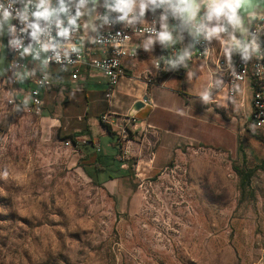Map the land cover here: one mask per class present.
Here are the masks:
<instances>
[{"label":"rangeland","instance_id":"374dc122","mask_svg":"<svg viewBox=\"0 0 264 264\" xmlns=\"http://www.w3.org/2000/svg\"><path fill=\"white\" fill-rule=\"evenodd\" d=\"M3 37L0 174L8 175H0V264L257 263L264 253V129L246 124L244 83V102L225 113L242 124L237 147L182 148L165 169L135 182V209L126 213L65 143L78 80L56 83L43 110L33 112L6 77ZM235 169L249 172L245 184Z\"/></svg>","mask_w":264,"mask_h":264},{"label":"crops","instance_id":"0c3cea01","mask_svg":"<svg viewBox=\"0 0 264 264\" xmlns=\"http://www.w3.org/2000/svg\"><path fill=\"white\" fill-rule=\"evenodd\" d=\"M156 47L123 58L125 75L108 99L103 95L105 78L99 70L81 66L74 78L67 71L60 73L61 83L78 80L70 90L72 100L67 101V94L60 100L61 106L68 102L74 109L70 120L65 123L62 119L61 124H66L68 135L81 141H74L76 160L102 189L118 198L121 211L126 213L134 212L137 180L166 168L182 148L199 145L234 149L242 125L239 117L230 114L227 118L225 114L230 109L238 111L240 87L237 99L205 102L201 95L208 74L200 61L187 64L179 76L165 75L155 84L148 83L145 71L152 70ZM19 81L23 87V81ZM242 83L249 90L248 80ZM57 88L42 92V110L48 93ZM138 99H143L142 106L128 114ZM102 113L107 128L98 119Z\"/></svg>","mask_w":264,"mask_h":264},{"label":"built area","instance_id":"2783aa9c","mask_svg":"<svg viewBox=\"0 0 264 264\" xmlns=\"http://www.w3.org/2000/svg\"><path fill=\"white\" fill-rule=\"evenodd\" d=\"M105 11L102 8L99 15H103ZM162 11V9L156 10L155 13L146 11L143 23H138L135 27H126L123 22L105 25L97 19L96 26L98 30L93 35L96 42L90 43L89 51L85 53L82 50L81 39L84 33L80 27L78 34L71 40V43L78 50L71 52L67 58L64 57L61 50L59 59L52 58L53 53L51 50L47 52L40 50L39 44L32 42L30 37L26 36L24 37L23 46L14 48L10 44L13 37L8 32L6 25L3 37L7 50L6 77L12 84L20 85L19 80L23 81V87H20L24 92L25 100H22V104L31 108L35 113L42 111V92L55 86L60 80L59 71L65 69L72 78L77 76L81 66L99 70L105 78L103 95L108 99L111 97L118 81L125 75L123 58H133L142 52V44L150 35L145 29L155 26L157 31L161 30L159 21ZM116 15L118 14H112L113 17ZM9 23L19 28L18 21L11 20ZM79 23L81 24V22ZM168 24L176 38V42L167 46L156 43L155 55L151 61L152 70L146 69L145 71V79L150 84H155L160 77L165 75L179 76L185 69V66L181 65L178 70H167L170 67L167 61L182 54L177 40L175 19L170 17ZM190 30L192 51L190 52V58L185 61V65L193 61H200L206 68L208 80L204 93L206 90L209 93L208 102L218 103L220 98H224L227 102L237 99V90L241 83L248 80L249 112L247 113L248 120L246 124L256 130L264 129V18L250 16L247 35L241 43L251 44L255 37L258 49L247 61L242 58L241 49L234 47L224 34H221L219 39L212 38L208 40L203 34H197L191 25ZM53 35L55 36V33ZM29 43H32L33 47L40 51L39 59H35L33 54L23 52V48L27 47ZM227 48H232V51H225ZM45 61H47L46 66ZM51 65L55 66L56 70L51 68ZM203 94L201 95L202 99ZM18 100L20 101V98ZM8 101H12V99L9 98ZM241 102L242 98L239 96L238 105ZM100 119L103 122L106 121L105 113L100 115ZM65 143L74 146L71 139H67ZM256 264H264V253L258 256Z\"/></svg>","mask_w":264,"mask_h":264},{"label":"clouds","instance_id":"9594fccd","mask_svg":"<svg viewBox=\"0 0 264 264\" xmlns=\"http://www.w3.org/2000/svg\"><path fill=\"white\" fill-rule=\"evenodd\" d=\"M260 5L261 0H0V34L7 25V30L13 37L10 44L14 48L22 47L26 36L39 44L40 50H51L52 58L59 59L61 50L67 58L71 52L78 50L71 40L78 34L81 18L90 13H97L98 8L105 9V13H97L83 24V27L90 29L92 33L98 30L93 20H101L105 25L123 22L126 27H135L138 23H143L146 11L155 13L156 10L162 9L159 21L161 30L157 31L155 26L145 29L150 33L142 44L146 52L154 51L157 42L161 46L176 42L168 24L171 17L190 24L197 34H203L208 40L219 39L221 34H224L234 47L241 49L242 58L247 61L258 49L255 37L251 44L241 43L235 39V33H247L245 17L255 14L249 10H254ZM242 12L245 15H242ZM113 13L118 15L113 17ZM261 18H264V15ZM11 20L18 21L19 28L10 24ZM87 39L96 42L92 36ZM225 51L231 52L232 48ZM23 52L33 54L35 59L40 58V51L35 49L32 43L24 47ZM188 58L190 53L185 49L178 57L167 61L170 66L167 70L175 71L181 65L186 66L185 61ZM44 63L46 66L47 61ZM209 98L206 90L203 99L208 102ZM0 175L6 177L8 173L5 171Z\"/></svg>","mask_w":264,"mask_h":264},{"label":"water","instance_id":"95a60500","mask_svg":"<svg viewBox=\"0 0 264 264\" xmlns=\"http://www.w3.org/2000/svg\"><path fill=\"white\" fill-rule=\"evenodd\" d=\"M89 7L91 8V5H89ZM102 8H98L97 9V13L99 14ZM249 11H254L255 14L250 15V16H262L264 15V0H261V5L257 6L254 10L250 9ZM97 13H90L89 15H86L85 17L81 18V28L82 31L84 33L83 38L81 39V46H82V50L87 53L89 51L90 48V43L91 41L87 39L88 36H92L94 35V33H92L90 31V29H85L83 27V24L87 23L89 21V19L93 16H95ZM242 15H245L242 12ZM250 16H246L245 17V28L248 31V27H249V21H250ZM97 20H93V23H97ZM175 28H176V32H177V40L181 49V52L183 53V51L185 49H187L189 51V53L192 51V46L190 45V36H191V30H190V24H185L182 23L179 20H175ZM246 34H241L239 31H237L235 33V39L236 40H240L243 41L246 37ZM143 104L141 99L135 100L130 108L128 109V114H132L135 110H137L139 107H141Z\"/></svg>","mask_w":264,"mask_h":264},{"label":"trees","instance_id":"16d2710c","mask_svg":"<svg viewBox=\"0 0 264 264\" xmlns=\"http://www.w3.org/2000/svg\"><path fill=\"white\" fill-rule=\"evenodd\" d=\"M98 119H99L100 123H101L104 127H106V128L108 127V125H107L105 122H103V121L100 119V117H98ZM66 135H68V134H66ZM69 136H70V138H71L72 141H75V140L71 137V135H69ZM235 172H236V174H238L239 177H240V181H239L240 185L245 184L246 181H247V178H248V176H249V172H246V173H240V171L237 170V169H235Z\"/></svg>","mask_w":264,"mask_h":264}]
</instances>
